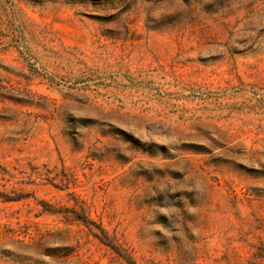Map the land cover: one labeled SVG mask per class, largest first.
Masks as SVG:
<instances>
[{
  "label": "rangeland",
  "instance_id": "1",
  "mask_svg": "<svg viewBox=\"0 0 264 264\" xmlns=\"http://www.w3.org/2000/svg\"><path fill=\"white\" fill-rule=\"evenodd\" d=\"M132 263L264 264V0H0V264Z\"/></svg>",
  "mask_w": 264,
  "mask_h": 264
},
{
  "label": "trees",
  "instance_id": "2",
  "mask_svg": "<svg viewBox=\"0 0 264 264\" xmlns=\"http://www.w3.org/2000/svg\"><path fill=\"white\" fill-rule=\"evenodd\" d=\"M78 218H79V217H78ZM79 219H80V220H83L84 222H86V220H87V219H84V218H83V219H82V218H79ZM101 230H103V229H101ZM95 236L98 237V235H96V233H95ZM132 264H135V263H132Z\"/></svg>",
  "mask_w": 264,
  "mask_h": 264
}]
</instances>
